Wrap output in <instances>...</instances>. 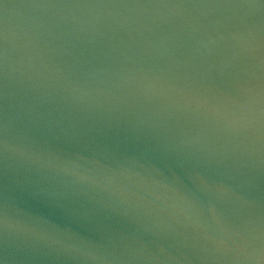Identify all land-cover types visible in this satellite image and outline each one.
<instances>
[{
  "label": "water",
  "instance_id": "water-1",
  "mask_svg": "<svg viewBox=\"0 0 264 264\" xmlns=\"http://www.w3.org/2000/svg\"><path fill=\"white\" fill-rule=\"evenodd\" d=\"M0 264H264V0H0Z\"/></svg>",
  "mask_w": 264,
  "mask_h": 264
}]
</instances>
